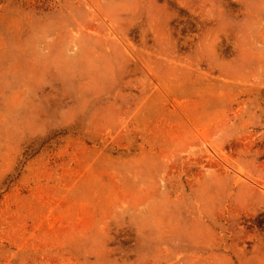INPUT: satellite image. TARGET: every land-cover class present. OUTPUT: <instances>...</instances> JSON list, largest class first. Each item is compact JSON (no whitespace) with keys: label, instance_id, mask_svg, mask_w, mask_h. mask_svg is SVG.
<instances>
[{"label":"rangeland","instance_id":"rangeland-1","mask_svg":"<svg viewBox=\"0 0 264 264\" xmlns=\"http://www.w3.org/2000/svg\"><path fill=\"white\" fill-rule=\"evenodd\" d=\"M0 264H264V0H0Z\"/></svg>","mask_w":264,"mask_h":264}]
</instances>
